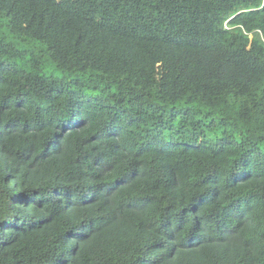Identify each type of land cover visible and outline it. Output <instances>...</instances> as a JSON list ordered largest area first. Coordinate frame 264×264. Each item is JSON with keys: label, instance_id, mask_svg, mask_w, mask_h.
Masks as SVG:
<instances>
[{"label": "trees", "instance_id": "trees-1", "mask_svg": "<svg viewBox=\"0 0 264 264\" xmlns=\"http://www.w3.org/2000/svg\"><path fill=\"white\" fill-rule=\"evenodd\" d=\"M0 264H264V0H0Z\"/></svg>", "mask_w": 264, "mask_h": 264}]
</instances>
